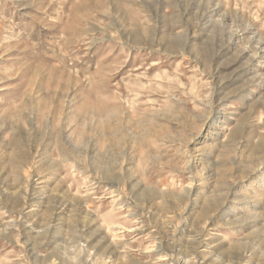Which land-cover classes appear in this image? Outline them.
I'll return each mask as SVG.
<instances>
[{
	"label": "rangeland",
	"instance_id": "rangeland-1",
	"mask_svg": "<svg viewBox=\"0 0 264 264\" xmlns=\"http://www.w3.org/2000/svg\"><path fill=\"white\" fill-rule=\"evenodd\" d=\"M0 264H264V0H0Z\"/></svg>",
	"mask_w": 264,
	"mask_h": 264
}]
</instances>
